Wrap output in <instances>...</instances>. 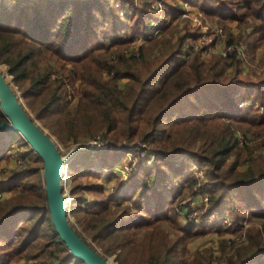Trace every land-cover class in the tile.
I'll return each instance as SVG.
<instances>
[{
  "label": "trees",
  "instance_id": "obj_1",
  "mask_svg": "<svg viewBox=\"0 0 264 264\" xmlns=\"http://www.w3.org/2000/svg\"><path fill=\"white\" fill-rule=\"evenodd\" d=\"M118 1L0 0V64L6 66L27 109L64 147L108 143L101 151L73 153L66 161L70 169L71 160L84 163L94 152L110 155L112 164H118L121 156L112 146L123 144L154 155L151 172L137 166L131 192L95 200L87 211L78 206L85 186L71 187L68 211L79 228L77 234L89 239L91 248L96 245L104 257L114 256L116 264H213V256L201 251L189 255L187 245L197 235L196 226L182 228L176 211L149 212L143 198L150 192L161 198L162 189L181 172L163 159L181 154L197 166H207L206 182L201 185L191 177L186 187L191 191L199 184L193 195L207 189L211 214L228 208L235 222L245 209L259 203L264 140L243 144L238 138L242 129L259 137L264 116L256 106L242 109L238 103H262L264 60L259 62V73L243 76L235 51L202 61L199 50H188L183 58L187 25L180 30L173 21L165 23L158 36L145 39L136 52L129 50L128 43L146 32L154 12L146 4L132 11L123 7L131 36L122 38ZM199 5L207 16L237 25L236 33L223 30L226 46L242 45L252 58L264 46V0H201ZM102 35L110 39L108 44L98 41ZM13 139L27 145L18 133L3 130L0 160ZM141 144L146 148L141 150ZM36 170L17 172L4 187L20 192L0 203V264L22 258L34 264H84L56 234L42 182L37 178L23 183ZM147 173L152 186L142 193L148 183L140 184L141 175ZM219 245V264H253L264 253V239L257 229L247 230L244 245L230 244V254L225 253L224 241Z\"/></svg>",
  "mask_w": 264,
  "mask_h": 264
},
{
  "label": "rangeland",
  "instance_id": "obj_2",
  "mask_svg": "<svg viewBox=\"0 0 264 264\" xmlns=\"http://www.w3.org/2000/svg\"><path fill=\"white\" fill-rule=\"evenodd\" d=\"M28 1L33 2L34 0ZM148 1L149 0H119L116 4L117 14L119 16L117 25L120 29L119 33L122 38L131 36L130 32L127 31V28L130 26V22L126 17L127 13L124 15L123 7L127 8L128 11L130 9V11H132L139 6L146 4L148 8L152 12H154L153 18H151L148 22L146 32L140 36L134 37L131 42L128 43L127 48L129 50H133L136 52L137 48L142 45L145 35L152 33L158 26H163L167 22V18L169 17H171L170 21H173V24H177L180 30L185 24L187 25V38L184 43L185 45L182 48L183 58H186L185 56L190 46H196L197 49L193 51L199 50L200 60L207 61L212 54L218 55L226 50L227 47H225V34L223 33L224 35H220L223 30L229 29L233 33L237 32V25L234 22L231 23L230 21H222L217 18L207 16L203 12V9L201 10L200 8L199 4H201V0H163L164 10L161 13H158L156 9L152 8L155 0H150L149 4ZM185 1L188 2L187 6H184L183 4ZM182 8H184L185 13H188L190 17H197L199 20H201V26H193V24L188 23L189 21H187L186 17L178 15V10H181ZM94 19L99 25H102V20L100 21L98 15H95ZM174 19H176V21ZM154 20H158V25L156 27H150L151 21ZM201 27H203L205 30L204 34L202 33ZM202 36L204 37L202 38ZM98 41L106 45L110 42V39H106V37L102 35L98 38ZM247 53L248 52H246V60L241 61V65L239 67L243 76L245 74H248L250 71H253V74L254 71L256 72V74L257 72L259 73L261 71V69L259 68V62H261V60H264V46L261 45L256 49L253 58L252 54L250 55V57ZM0 71L7 76V81L10 83V85H12V88L18 93L20 97L17 88L13 85L11 76L8 75L6 71V66L0 64ZM229 72L230 70L228 71V73ZM253 74L251 75V77H253ZM20 101L26 108L28 114H30L34 118L32 113L25 106L21 97ZM256 105L260 104L256 102ZM252 106L255 105L252 104L250 106H246L244 107V109H248ZM259 113H262V115L260 116H264V110L259 111ZM35 121L41 126V124L36 119ZM172 124L174 125L175 122L173 121ZM262 130L263 131L261 135L256 138L252 133L247 132L246 129H242L240 131V135L241 139H243V144H249L247 142L248 140H251L252 144L255 142H262V140H264V126L262 127ZM56 143L61 154L64 156L68 155L75 148L81 149L78 150L80 152L86 151L88 149H98L100 151L103 150L101 146L95 145V142H88L85 144H69L65 147L58 141H56ZM142 148L143 147H141L140 149L143 150ZM112 149L114 153L120 154L121 156V158H118L120 160L118 164H112L110 155L102 156V153L97 152L90 154V157L84 163L81 162L78 158L71 160V169L68 166L69 164H65L66 171L63 180V188L64 193L66 194L68 207L70 206V189L74 184H80L82 186H85L84 188H86L85 190H83V192L79 193V195L82 196L83 199H81V201L78 203V206L80 208L79 210L87 211L95 202V200H100L104 197H120L124 194V192H131L132 186L130 185V181L132 180V176H134L133 173L135 172V170L138 171L136 168L139 164H142L141 167L143 169H146V172H151L153 170L154 155H151L148 152H139L135 147L126 144H123L121 146H112ZM140 157L142 158V161L139 160ZM35 159V154L30 153L29 147L18 140L13 139L6 145L3 158H1L0 160V203H2L4 200H8L10 197L13 198L19 194L20 188H15L13 190L4 189L8 180L17 172H21L29 168H37L34 177L25 179L23 183L27 181H34L38 178V180L42 182L43 187V180L41 176L42 164L36 163ZM163 160L169 162L171 166L176 167L177 169L180 168L181 172L176 177V180L173 183H167V186L162 189L161 198L155 197V194L153 192H150L144 196L143 202L145 205V209L149 212H154L156 208H163L164 211L167 212V214H171L172 211L174 212V214H176L175 211L177 210L178 212H180V215H177V220L184 229L188 228L189 226H196L195 231L197 232V235L193 240L189 241L187 245L190 257L192 256L193 252L198 250L201 251L205 256H213V264H219L222 259L219 258L221 255L219 244L221 242L224 241L225 253L230 254L232 248L230 246L232 244L234 248H236L246 243L247 230L257 229L264 239V187L259 189V198L261 199L259 203L257 205L255 204V207L253 208L251 207L245 209L241 213V216L235 220V222H231L230 217L232 218V216L228 208H225L221 212H217L214 214L208 212L209 206L206 205L204 201V198H208L209 196V192L206 191V188L203 189L206 192L201 191V193L193 195L194 189L191 188L190 191V188L187 189L186 187L187 182L191 177L197 178L199 180V184L201 183V185L203 184V182H206V165L197 166L195 165V163L187 160L181 154H176L171 158L164 157ZM104 162L105 164H103ZM68 170H72L73 173H69ZM141 176L143 177V179H141L140 184H142L144 180L148 183L146 189L144 186L142 187V193H144L145 191L147 192L148 188H151L152 181L148 173ZM199 184L196 185L195 189L198 188L197 186H199ZM139 186L140 185H137V187ZM90 188L96 189L98 193L89 191ZM142 193L140 194V196H142ZM69 221L75 227V229L79 231V228L75 223L74 216L71 214H69ZM86 241L90 242L89 239H87ZM228 244L231 245L227 246ZM94 248L102 256H104L98 246L95 245ZM107 258L111 259L112 264H116L113 259L114 256H109ZM8 264H34V262L22 258L16 261H12ZM253 264H264V253H261L258 256V259Z\"/></svg>",
  "mask_w": 264,
  "mask_h": 264
},
{
  "label": "water",
  "instance_id": "obj_3",
  "mask_svg": "<svg viewBox=\"0 0 264 264\" xmlns=\"http://www.w3.org/2000/svg\"><path fill=\"white\" fill-rule=\"evenodd\" d=\"M0 110L5 117V121L0 122V133L3 130L9 133H18L27 146L42 160L41 176L46 196V208L60 241L64 243L73 257L81 260L84 264H112L111 259L91 248L77 234L75 227L69 221L68 205L63 188L65 164L73 153L81 149L75 148L68 155H62L54 137L49 135L28 114L18 93L1 71Z\"/></svg>",
  "mask_w": 264,
  "mask_h": 264
},
{
  "label": "built area",
  "instance_id": "obj_4",
  "mask_svg": "<svg viewBox=\"0 0 264 264\" xmlns=\"http://www.w3.org/2000/svg\"><path fill=\"white\" fill-rule=\"evenodd\" d=\"M149 1H148V4H149ZM183 4H184V6H187L188 2L185 1ZM152 8L153 9H156L158 11V13H161L164 10V2H163V0H155L154 3H153V5H152ZM177 14L178 15H182V17H186L187 18V21H189V23L193 24V26H195V25L196 26H201V20H199L197 17H190L188 15V13L187 14L185 13L184 8H182L181 10H178ZM170 19H171V17L167 18V22L166 23H168L170 21ZM157 25H158V20L151 21V23H150V27H156ZM163 26H160V27L158 26L156 28V30H154L152 33L145 35V37L143 38V40H145V39H152V38L158 36L159 33L161 32ZM201 28H202V33L204 34V31L205 30H204L203 27H201ZM221 34L224 35L223 34V31L220 33V35ZM203 37L204 36H202V38ZM225 47H227V48H226V50L224 52L220 53L221 56L225 57L227 54H230L231 52L235 51L238 54V56H239V58H240L241 61H245L246 60V52L244 51V47L242 45H229V46H225ZM195 49H197L196 46H190L189 47V50L190 51H193ZM188 56H187V58H188ZM262 99L263 100H262V103L260 105H256V102H253V101H249V102H242V101H240L238 103V107L239 108H244L246 106H250V105L254 104L255 106L258 107L259 111H263L264 110V94H263ZM238 139L240 140V142H243V139H241V135L240 134H239V138ZM96 143H98V144H96ZM99 143H101V142H95L94 144L97 145V146H101L102 149L106 148V146L108 145L107 142L102 143V144H99ZM141 147L145 148L144 147V144H141L140 145V148ZM196 189L194 188V190H196ZM207 199L208 198H204L205 203H207ZM176 213L178 215H180V212H178L177 210H176ZM229 245L230 244H228L227 246H229Z\"/></svg>",
  "mask_w": 264,
  "mask_h": 264
},
{
  "label": "bare ground",
  "instance_id": "obj_5",
  "mask_svg": "<svg viewBox=\"0 0 264 264\" xmlns=\"http://www.w3.org/2000/svg\"><path fill=\"white\" fill-rule=\"evenodd\" d=\"M7 77V76H6Z\"/></svg>",
  "mask_w": 264,
  "mask_h": 264
}]
</instances>
